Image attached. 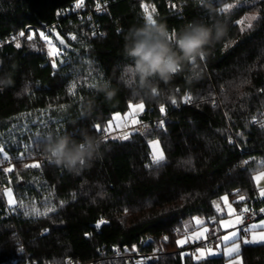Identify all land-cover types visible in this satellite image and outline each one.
<instances>
[{"label":"trees","instance_id":"trees-1","mask_svg":"<svg viewBox=\"0 0 264 264\" xmlns=\"http://www.w3.org/2000/svg\"><path fill=\"white\" fill-rule=\"evenodd\" d=\"M77 1L0 0V76L11 75L14 81L0 91V146L9 145L4 148L8 160L0 153V264H89L110 258L116 249L125 256L102 264H134L124 249L131 255L159 252L154 264H227L224 256L195 262L192 254L207 244L180 247L176 241L185 236L186 224L189 234L194 217L204 220V226L217 225L222 217L213 202L221 197L227 196L237 212L264 207L253 179L264 169V0H101L107 9L94 17L97 34L86 14L74 12ZM144 3L151 12L155 8L153 18L170 30L210 22L209 5H234L227 14L218 12L228 22V40L203 61V76L188 82L181 74L172 81L175 105L172 98L157 103L142 93L134 95L119 79L131 62L123 53L124 36L133 25L147 22ZM252 14L258 19L241 32L235 21ZM39 32L63 53L55 58L56 68ZM73 82L75 96L67 91ZM104 82L116 89L111 101L97 91ZM237 85H242L239 91ZM185 94L191 102H184ZM86 100L94 102L90 112L84 108ZM141 101L143 129L127 140L105 139L102 154L79 175L43 158L48 134L80 139L86 129L104 137L113 115H125L130 102ZM160 105L165 106L163 114ZM161 120L164 126L157 128ZM23 123L35 131L23 136L26 143L36 134L42 137L17 159L20 151L9 137ZM153 140L164 153L159 164L152 163ZM35 162L41 168L23 167ZM8 167L13 171L5 173ZM6 188L25 208L9 210ZM241 195L245 200H239ZM49 206L55 211L31 213L33 207L42 213ZM101 219L107 223L98 229ZM221 234L210 229L209 238L216 243ZM241 255L244 264H264V244L244 246Z\"/></svg>","mask_w":264,"mask_h":264},{"label":"clouds","instance_id":"clouds-1","mask_svg":"<svg viewBox=\"0 0 264 264\" xmlns=\"http://www.w3.org/2000/svg\"><path fill=\"white\" fill-rule=\"evenodd\" d=\"M208 12L210 22L194 21L179 30H170L161 22L130 27L124 36L123 53L131 62L124 65L120 81L134 95L142 93L144 99L162 103L174 95L172 81L178 75H185L188 82L200 79L205 71L203 61L216 45L228 40L227 20L218 18V10L211 5ZM13 84L11 75L0 76V91ZM241 87L237 85V91ZM97 91L103 92L108 101L116 95V89L108 82L97 85ZM93 104L92 100H86L84 108L90 112ZM104 143L103 136L92 135L86 129L81 131L80 139L48 134L42 154L69 174L79 175L102 154Z\"/></svg>","mask_w":264,"mask_h":264},{"label":"snow or ice","instance_id":"snow-or-ice-1","mask_svg":"<svg viewBox=\"0 0 264 264\" xmlns=\"http://www.w3.org/2000/svg\"><path fill=\"white\" fill-rule=\"evenodd\" d=\"M84 3V0H78V2L76 3V7L80 8ZM234 7L233 4L231 3H225L223 5V7L218 8V12L220 13H225L227 14L229 12V10H231ZM144 8V12L146 14V20L149 23H156L157 21L153 18L152 12H155V8L152 9V12H149L148 7L146 5H143ZM97 10H99V5H97ZM258 19V15L257 14H252V15H248L245 16L243 19L241 20H237L235 21V24L241 25L240 31L243 32L245 31V29H251L253 27V21H256ZM19 35L21 37L24 36V32H20ZM40 37L42 39H44L49 46V51H48V55L49 56H60L62 55V51L58 48H54L51 44V41L48 40V37H46L44 35L43 32L40 33ZM28 40H32L33 36L29 35L27 37ZM71 39L75 40L76 36H72ZM59 44L60 45H64L65 41L63 39L59 40ZM16 47L19 48L21 47V45L19 43L16 44ZM224 47L227 49L228 48V44H225ZM201 59L203 60L204 58L201 57ZM52 67L56 68L57 67V61L55 59L52 60ZM247 81H245L246 83ZM91 88H95L96 84L93 83L92 85H90ZM76 89H77V83L73 82L69 85L67 91L69 95L75 96L76 95ZM177 91H179L177 89ZM82 99V97H81ZM191 96L189 94H185L183 97V100L185 103H189L191 102ZM171 103L173 105L176 104V100L174 98L171 99ZM63 107V106H62ZM128 108L131 110L128 114L125 115L124 117V121L127 122L128 121V117L131 116L132 120L131 123L132 124H139L140 121L135 119V116L138 115L140 112H142L145 108V104L143 101L139 102V103H129L128 104ZM160 112L163 114L165 113V106L164 105H160ZM119 119V114L113 115L111 120L107 123V126L104 127L103 132L105 133L104 138L108 139L111 132H112V128H113V121H116ZM124 126H127V123H125ZM164 126V121L161 120L160 121V127L163 128ZM262 127H264V123L261 124ZM96 131L99 132L101 131V126L99 124L94 126ZM119 127V125H118ZM131 136L130 132H125L122 134V136L120 138L127 140L129 139ZM113 139H116L117 137L113 136L111 137ZM231 142V141H230ZM149 144L151 146V148L153 149V154H152V163L153 164H159L160 162L164 161L165 157H164V153L163 151L160 149L159 146V141H149ZM0 153H3V159L4 160H8L9 157L7 155V153L5 152L4 147L0 146ZM25 155V153H21V155L19 157H17V159H22L23 156ZM245 163H247V161H245ZM23 167L25 169L28 168H34V169H39L41 168V164L39 162H35L32 164H24ZM5 173H10L13 171V167H8L5 168L3 170ZM253 179L257 182V185L259 186V182L261 179H264V171L259 172L257 175H255L253 177ZM5 193L6 195L9 197L8 199V206H9V210L10 211H14L17 208H25V204L23 202V200L19 201V203L13 199V192L11 188H6L5 189ZM259 195L261 197H264V188H260L259 191ZM221 200L224 201L226 207L228 208V215L232 216L234 214V209H232L231 205L228 203V197L224 196L221 197ZM239 200L243 201L245 200V197L243 195L239 196ZM63 203V202H61ZM216 210L218 212L222 211L219 204L217 202H213ZM145 206L150 207L151 206V202H146ZM55 211V207L54 206H49L45 212H39L36 208H32L31 209V213L32 214H36V215H47L48 212H52ZM127 209H125V212L127 213ZM242 213H246L249 211V209L247 207H244L242 210ZM260 211L262 213H264V208L260 209ZM25 215H28V212L24 213ZM193 221L195 223L196 226H201L204 224V220L200 219V218H193ZM235 221L236 224H241L243 223L242 220V215H237L235 217ZM107 223L106 221H104L103 219H101L98 224L97 227H99L101 224ZM221 225L223 228L228 229L230 227H235V225L230 221V220H221L220 221ZM257 229H261V231H257ZM177 232H179L180 230L177 229ZM184 231H185V238L184 240H177L176 243L177 245H182L183 243L188 242V240L192 239V238H196V239H200V238H204L207 239L206 237V233H208L209 229L207 227H203L202 229L193 232L191 235H188V225L186 224L184 226ZM244 235L241 236L240 235V231L239 230H234L229 232L227 235H223L222 237H220V240L224 243L225 247L223 248V252L219 253L216 250L212 249V248H197L195 253H193V257L196 260H203L206 259L208 256H212V255H218V254H222L225 257L228 258L227 264H244L243 262V258L241 255V244L243 245H254V244H264V220H260L259 223H254L249 225L248 227L243 229ZM250 233V238H249V234ZM165 241L168 240V237L165 236L163 238ZM229 242H231L229 244ZM217 248H220V245H217ZM135 250V249H134ZM127 251V249H126ZM185 255V254H182ZM151 259V258H149ZM65 264H72L71 260H68L65 262ZM142 264V262H141Z\"/></svg>","mask_w":264,"mask_h":264},{"label":"rangeland","instance_id":"rangeland-1","mask_svg":"<svg viewBox=\"0 0 264 264\" xmlns=\"http://www.w3.org/2000/svg\"><path fill=\"white\" fill-rule=\"evenodd\" d=\"M143 5H146L147 6V4L146 3H144ZM148 7V6H147ZM148 10H149V12H151L150 11V9H149V7H148ZM52 44V46L54 47V48H56L55 46H54V44L53 43H51ZM47 46H48V43H47ZM48 51H49V46H48ZM50 57V59L51 60H53V59H55L56 58V56H49ZM0 66H1V63H0ZM144 110H145V108H144ZM143 110V111H144ZM131 110H129V112H130ZM142 111V112H143ZM128 112V113H129ZM142 112H140V113H142ZM127 113V114H128ZM139 113V114H140ZM138 114V115H139ZM116 115V114H115ZM126 115V114H125ZM125 115H122V114H119V119L118 120H116V121H113L112 123H113V128H112V132H111V134H110V136H109V138H111V137H113V136H115V137H117V138H120L121 136H122V134L123 133H125V132H130V133H132L134 130H136V127L140 124H132L131 123V120H132V117L131 116H129L128 117V121L127 122H125L124 121V117H125ZM138 115H136L135 116V119H137V120H139V117H138ZM125 123H127V126H124L125 125ZM36 124V121H34L33 120V123L31 124L32 126L31 127H33L34 125ZM118 125H119V127H118ZM45 126V125H44ZM18 132V134L16 135V134H14V132ZM16 131H14V132H11L10 133V137H9V140H10V142L9 143H13V145L15 146V148H17L19 151H20V154L19 155H21V153H22V150H28V149H31V151L34 149V147H33V140L36 138H39V137H42L41 135H38V134H36V136L34 137V138H32V139H30V143H26L25 142V140H22V138H23V136L24 135H26L28 132H30V133H32V134H34L35 133V131H34V129H29V126L27 125V124H24L23 123V126H22V128L21 129H17ZM21 131V132H20ZM108 138V139H109ZM20 145V146H19ZM1 146L2 147H4V148H6V147H8L9 145H7V144H1ZM160 146V145H159ZM150 148H151V146H150ZM160 149H161V147H160ZM162 150V149H161ZM151 152H152V154H153V149L151 148ZM11 163L9 162L8 163V165H10ZM262 171H264V169H262L261 171H259V172H262ZM259 172H257L255 175H257ZM254 182H255V184H256V186H257V188L259 189V191H260V188H264V179H261L260 180V182H259V186L257 185V182L254 180ZM4 196L6 197V200H7V203H8V199H9V197L6 195V193H5V190H4ZM260 196V195H259ZM260 198H264V197H261L260 196ZM13 199H15V197H14V194H13ZM16 200V199H15ZM218 204H219V206H220V208L222 209V211H223V213L226 215V216H221L222 217V219L221 220H230L235 226H237L238 224H236V221H235V217L237 216V215H240L241 214V211L240 212H237L236 210H235V208H234V206L231 204V202L229 201V199H228V203L231 205V207H232V209H234L235 211H234V214L232 215V216H229L228 215V208L226 207V205H225V203H224V201L223 200H220L219 202H217ZM11 212H13L14 213V211H11ZM39 212H41V211H39ZM239 213V214H238ZM38 216H40V215H38ZM221 220H219L218 222V224L217 225H213L212 227L211 226H204V224H205V222H204V224L203 225H201V226H196L195 225V223H192V226H189V234L188 235H191L193 232H195V231H198V230H200V229H202L203 227H207L208 229H209V231H210V229L214 232V233H216V234H218L219 233V231H222V235H221V237L223 236V235H227L229 232H231L230 231V229H232V231H234V230H238V229H234L233 227H230V228H228V229H225V228H223L222 227V225H221V223H220V221ZM262 220H264V219H262ZM260 221V220H259ZM259 221H256V222H254V223H259ZM254 223H252V224H254ZM209 231H208V233H206L205 235H206V237H207V239H204V238H200V239H196V238H192V239H190V240H188V242H186V243H183L182 245H180V247H183L184 245H187V244H194V243H201V242H206L208 239H209ZM229 231V232H228ZM240 231V230H239ZM257 231H261V229H257ZM240 235L241 236H243V234L240 232ZM249 235V238H250V233L248 234ZM184 238H185V236H183L182 238H180V240H184ZM217 245H220V248H217ZM224 243L221 241V240H219L218 242H216V243H213V245H207V246H201V247H197V248H212V249H214V250H216L217 252H219V253H222L223 251H222V249L224 248ZM242 245L243 244H241V248H242ZM247 246V245H246ZM196 248V249H197ZM195 253V252H194ZM222 254H218V255H212V256H208L207 258H212V257H218V256H221ZM206 258V259H207ZM193 260L195 261V262H198V260H196L194 257H193ZM203 260H205V259H203ZM199 261H201V260H199Z\"/></svg>","mask_w":264,"mask_h":264},{"label":"built area","instance_id":"built-area-1","mask_svg":"<svg viewBox=\"0 0 264 264\" xmlns=\"http://www.w3.org/2000/svg\"><path fill=\"white\" fill-rule=\"evenodd\" d=\"M78 2V1H77ZM76 2V3H77ZM89 0H84L83 5L80 8L76 7V3L74 4V12L79 15L80 17L83 14H86V17L88 18L89 22H90V28H92V33L97 34L100 32V28L96 25V22L94 20L95 15H103L105 13V10L107 9L106 5H104L102 3L101 0H92L91 3H89ZM97 5H99V10H97ZM41 32H39L40 34ZM41 38V37H40ZM41 41V46L42 48L45 50V52L47 53V42L44 39H40ZM144 127V124L140 123L137 127H136V131H141ZM156 127L159 128L160 124H156ZM46 161H43V164H45ZM264 207L258 208V209H254V210H249L246 213H242L240 215H242V220L243 223L238 224L236 229L240 230V232L244 235L243 229L248 227L249 225H251L252 223L262 220L264 219V213H262L260 211V209H262ZM185 235V232H184ZM207 245H213L214 243V238H209L206 242ZM125 253L128 254V258L131 260L133 259L134 264H154L158 261V257H159V252L157 253H150V254H138V255H131L133 254L131 252V250L124 249ZM125 256L123 255V250L122 249H116L115 252L113 253V255L110 258H104V259H100L96 262H91L89 264H102V262L104 260H109V259H119L120 257ZM151 258V259H149ZM29 264H34V263H29ZM73 264V263H72Z\"/></svg>","mask_w":264,"mask_h":264},{"label":"crops","instance_id":"crops-1","mask_svg":"<svg viewBox=\"0 0 264 264\" xmlns=\"http://www.w3.org/2000/svg\"><path fill=\"white\" fill-rule=\"evenodd\" d=\"M222 210V209H221ZM218 212V211H217ZM219 214H220V216H226L224 213H223V211H220V212H218ZM237 226H235L234 227V229L236 228ZM230 231H232V229H230ZM229 232V231H228ZM222 235V234H221ZM221 235L219 236V239L217 240V242L220 240V237H221ZM231 242H229V244H230ZM190 244V243H189ZM192 245V244H191ZM254 245H259V244H254ZM224 247H225V245H223ZM244 246H246V245H242V248L244 247ZM247 246H249V245H247ZM242 248H241V250H242ZM222 251H223V249H222ZM221 256H224V255H221ZM225 257V256H224ZM225 258H227V257H225ZM228 259V258H227Z\"/></svg>","mask_w":264,"mask_h":264},{"label":"water","instance_id":"water-1","mask_svg":"<svg viewBox=\"0 0 264 264\" xmlns=\"http://www.w3.org/2000/svg\"><path fill=\"white\" fill-rule=\"evenodd\" d=\"M95 227L99 229L101 227V225L99 227H97V225H96Z\"/></svg>","mask_w":264,"mask_h":264}]
</instances>
